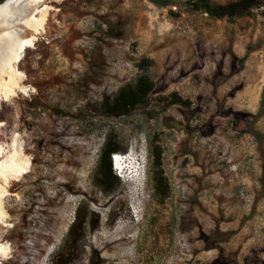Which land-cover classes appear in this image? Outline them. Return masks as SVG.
Here are the masks:
<instances>
[{
    "label": "rangeland",
    "instance_id": "rangeland-1",
    "mask_svg": "<svg viewBox=\"0 0 264 264\" xmlns=\"http://www.w3.org/2000/svg\"><path fill=\"white\" fill-rule=\"evenodd\" d=\"M185 1L36 6L55 9L18 65L27 92L0 107L4 157L15 147L30 162L3 200L1 264H53L86 207L90 227L73 264H264V0L234 21L190 12ZM23 26L19 35L33 34ZM142 75L155 83L148 103L102 116L104 98ZM172 93L191 105H171ZM111 129L137 160L124 180L113 167L120 185L105 195L95 178ZM154 146L164 200L153 188Z\"/></svg>",
    "mask_w": 264,
    "mask_h": 264
},
{
    "label": "trees",
    "instance_id": "trees-1",
    "mask_svg": "<svg viewBox=\"0 0 264 264\" xmlns=\"http://www.w3.org/2000/svg\"><path fill=\"white\" fill-rule=\"evenodd\" d=\"M5 0H0V4ZM152 4L160 8L177 6L179 0H149ZM187 10L194 13L206 14L215 20L235 19L252 17L254 9L262 5L260 0H236L226 4H216L213 0H186ZM172 16L180 15L179 11L170 9ZM148 62V61H145ZM155 89V83L148 75L140 76L135 83L128 84L121 88L114 96H106L100 104L101 115L106 118H119L130 115L135 109L146 105L149 97ZM171 105H181L188 107L191 105L189 100H184L177 93L171 94ZM262 114V112H261ZM124 148L118 137L111 129L106 134V140L101 148L98 168L96 171L95 184L105 195H112L120 185V179L115 174L112 165V155L125 153ZM152 178L154 182V193L161 200L169 196L170 188L168 179L162 170V149L159 146L152 147ZM263 186H264V164L262 166ZM92 213L86 207L83 212H78L75 220L71 224L65 249L56 255L53 264H73L78 257L81 243L86 237L87 229L90 227ZM94 259L93 264H101L100 256Z\"/></svg>",
    "mask_w": 264,
    "mask_h": 264
},
{
    "label": "bare ground",
    "instance_id": "bare-ground-1",
    "mask_svg": "<svg viewBox=\"0 0 264 264\" xmlns=\"http://www.w3.org/2000/svg\"><path fill=\"white\" fill-rule=\"evenodd\" d=\"M45 2L46 0H7L0 6V107L3 102L17 97L20 89L22 92H27L22 86L23 74L19 72L18 65L27 50L36 46L39 41L38 35L46 32L49 14L55 8L36 7ZM21 23L24 25V31L31 30L33 34L29 37L19 35ZM5 152L6 148L0 147V225L2 227L8 224L3 200L10 193V179L19 180L29 172L30 168V162L24 152L14 147L9 152L10 157H4ZM137 175L134 176V180L139 182L141 179L136 177ZM8 258L7 247L0 244V264L2 260Z\"/></svg>",
    "mask_w": 264,
    "mask_h": 264
}]
</instances>
